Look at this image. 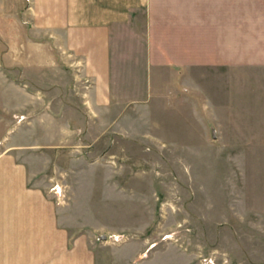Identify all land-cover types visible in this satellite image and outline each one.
Here are the masks:
<instances>
[{
	"label": "crops",
	"instance_id": "1",
	"mask_svg": "<svg viewBox=\"0 0 264 264\" xmlns=\"http://www.w3.org/2000/svg\"><path fill=\"white\" fill-rule=\"evenodd\" d=\"M240 3L32 0L30 37L0 54V264H204L153 240L130 253L91 241L84 262L77 201L54 187L64 188L62 158L79 162L125 122L158 114L189 71L237 59L234 39H264V0Z\"/></svg>",
	"mask_w": 264,
	"mask_h": 264
},
{
	"label": "rangeland",
	"instance_id": "2",
	"mask_svg": "<svg viewBox=\"0 0 264 264\" xmlns=\"http://www.w3.org/2000/svg\"><path fill=\"white\" fill-rule=\"evenodd\" d=\"M31 2L0 0V54L7 39L30 37ZM234 40L237 59L225 55L217 72L187 70L158 114L125 122L120 138L101 139L79 162L60 157L67 172L57 195L77 201L84 262L91 241L130 253L153 240L199 263L264 264V39Z\"/></svg>",
	"mask_w": 264,
	"mask_h": 264
},
{
	"label": "built area",
	"instance_id": "3",
	"mask_svg": "<svg viewBox=\"0 0 264 264\" xmlns=\"http://www.w3.org/2000/svg\"><path fill=\"white\" fill-rule=\"evenodd\" d=\"M54 188H55V191L60 192L59 187L55 186Z\"/></svg>",
	"mask_w": 264,
	"mask_h": 264
}]
</instances>
